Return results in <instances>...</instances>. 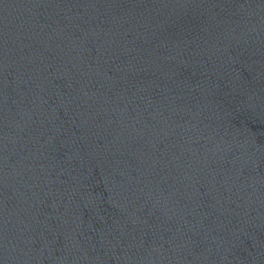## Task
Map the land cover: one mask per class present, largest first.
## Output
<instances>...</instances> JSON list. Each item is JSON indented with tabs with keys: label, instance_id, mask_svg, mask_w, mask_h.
I'll return each instance as SVG.
<instances>
[{
	"label": "water",
	"instance_id": "obj_1",
	"mask_svg": "<svg viewBox=\"0 0 264 264\" xmlns=\"http://www.w3.org/2000/svg\"><path fill=\"white\" fill-rule=\"evenodd\" d=\"M0 264H264V0H0Z\"/></svg>",
	"mask_w": 264,
	"mask_h": 264
}]
</instances>
